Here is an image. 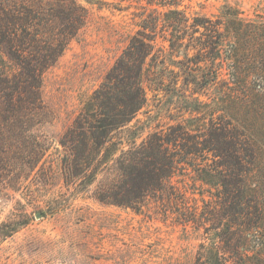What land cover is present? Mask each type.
<instances>
[{"label": "trees", "instance_id": "obj_1", "mask_svg": "<svg viewBox=\"0 0 264 264\" xmlns=\"http://www.w3.org/2000/svg\"><path fill=\"white\" fill-rule=\"evenodd\" d=\"M85 1L101 7L112 4ZM149 2L156 7L142 19L60 139L65 183L76 189L97 184L93 197L101 202L141 210L149 201L166 217L215 229L214 240L200 244L195 264H264V180L253 170L258 158L252 138L224 114L211 117L206 128L194 131L186 122H178L155 129L141 141L129 128L147 103L145 65L158 34L171 48L181 44L202 51L209 45L195 42L200 40L196 28L211 30L210 49L218 60L214 80H223L226 95L240 96L237 87L245 88L249 79L237 59L245 38L239 12L224 5L229 11L222 12L230 17L233 30L224 28L219 18L196 17L195 29L188 31L185 42L183 26L190 16L181 8L184 1ZM88 17L83 0H0V177L7 175L14 184L22 183L46 154L44 143L33 132L46 114L44 74ZM227 33L232 39L224 48ZM225 63L228 77L222 78ZM254 77L264 81V71ZM253 93L258 96L261 90ZM19 166L21 175L9 177L6 171ZM178 175L200 182L202 204L188 194L191 186L187 189L173 181Z\"/></svg>", "mask_w": 264, "mask_h": 264}, {"label": "rangeland", "instance_id": "obj_2", "mask_svg": "<svg viewBox=\"0 0 264 264\" xmlns=\"http://www.w3.org/2000/svg\"><path fill=\"white\" fill-rule=\"evenodd\" d=\"M107 1L112 4L101 7L83 0L89 9L87 23L44 74L46 114L33 131L45 145L44 158L35 169L26 170L22 183L0 177V264H195L200 244L214 240L215 229L166 217L149 201L136 210L97 200L93 197L97 184L76 189L65 183L62 135L105 80L142 19L156 7L149 0ZM183 1L181 8L190 16L183 26L185 42L196 17L219 18L224 28L233 30L230 17L222 12L229 11L224 5L239 12L245 38L237 59L248 86L237 87L240 96L231 98L223 80H214L218 60L210 49L211 30L196 28L200 40L195 42L209 45L202 51L181 44L171 48L158 34L145 65L147 103L129 128L141 141L155 129L178 122L194 131L206 128L211 117L224 114L252 138L258 158L253 170L264 180V81L254 77L264 71V0ZM206 25L211 29L210 22ZM227 35L224 48L232 39ZM224 67L222 78L228 77L226 63ZM255 89L261 90L258 96ZM21 169L6 173L15 179ZM173 181L187 189L191 186L188 194L203 203L200 182L186 175Z\"/></svg>", "mask_w": 264, "mask_h": 264}]
</instances>
